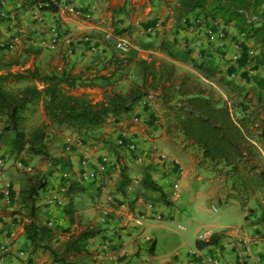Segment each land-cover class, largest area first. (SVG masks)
<instances>
[{"label": "crops", "instance_id": "0c3cea01", "mask_svg": "<svg viewBox=\"0 0 264 264\" xmlns=\"http://www.w3.org/2000/svg\"><path fill=\"white\" fill-rule=\"evenodd\" d=\"M23 1L0 0V9L6 12V16L0 18V43L9 41L18 31L26 33L23 36V43L19 45L13 47L0 45V66L4 68V72H16L35 66L44 73L67 71L81 80L87 79V83H94L93 88L100 87L102 82L107 83L108 86L103 91L109 89L110 92L122 78H125V70H116L114 64L109 63L115 51V40L122 37L128 38L132 46L124 54L115 51L120 59L137 57L173 62L163 53L138 46V43H152L157 46L162 39L172 42L176 50L192 49V62L187 63L186 70L179 73L196 74L205 82L207 81L193 69V62H200L209 56L216 61V56L212 53V44L217 45L215 43L217 32L214 31V36L209 37L202 31L198 33L193 24L181 21L177 23L174 16L179 0H50L58 6L56 13L43 12L35 7L24 8ZM71 6L75 12L69 11ZM87 14H90L89 19L84 17ZM159 22L162 24L155 28V24ZM50 26H56L63 35L72 36L75 47L73 55L68 56L63 47H60L59 51L50 57L46 53L48 51L38 47L36 37H42L45 29ZM209 26L214 30L216 27H222L217 21L214 24L210 23ZM149 28H154V31L149 33ZM120 30L125 32L116 35ZM85 36L89 37V43L82 41ZM25 48L40 49V52L25 53ZM173 63L179 65L178 62ZM240 72L242 73V70ZM235 74L236 72L232 75L234 81L238 78L234 77ZM132 79L138 81L134 72ZM243 81L246 86H250L245 79ZM210 84L214 86L211 82ZM239 85L243 86L241 83ZM138 110L139 107L136 106L131 113L117 118L111 117L100 132L107 141L112 140L111 143H114L117 133L111 125L115 120L120 123L128 120L131 124L129 131L135 136L142 151L146 152L148 146L154 143L163 153H170L180 160L184 173L179 180V189L174 191L172 185L165 179L158 180V184L171 202L170 206L164 205L157 201L158 192H144L142 189L140 181L143 169L134 158L126 157L117 161L107 147L89 146L88 138L83 140L86 143H75L70 153L62 154L70 158L72 169H77L78 163L84 157L89 159L88 165L92 169H95L102 157L107 156L112 160L106 164V173L74 200L77 222L72 226V232L78 233L88 224L97 226L102 231L87 242L89 255L72 253L65 256V261L68 264H202V257L211 254L218 256L223 264H257L256 261L264 252V222L254 223L255 212L248 216L246 210L242 209L235 199L227 198L229 179L217 174L208 162L202 159L201 152L183 141L179 133L174 131L167 133L163 123V127H157L155 123L153 125L152 116L140 118L142 124L133 123L132 118ZM163 122L165 124V121ZM121 167L126 168V175L131 181L124 195L116 190ZM12 175L11 170L5 171L4 168H0V187L2 181L11 178ZM56 175L51 173L50 178L53 182L48 185L47 191L42 193L41 200L38 199L37 205L38 207L42 205V212L52 211L53 207L47 206L45 202L47 195L63 185L61 179L56 180ZM205 185H208V188ZM200 192L206 194L205 201L208 207L216 210V206L220 204L227 208L221 215L207 223L192 225L191 214L201 197ZM109 193L112 194L108 196ZM149 202L155 204L153 209L147 207ZM232 205L239 211V220L235 223L225 216L226 210ZM157 213H162V221L155 219ZM2 215L0 242L9 236L13 240L12 251L15 252L19 248L26 250L35 264H62L55 262L46 252L31 253L30 245L23 233V224L26 220H21L13 213L12 207L3 211ZM50 215V213L45 215L46 220H50ZM181 220L193 226L191 228L196 236L195 242L208 241L212 235H220L218 244L202 249H197L196 246L193 249L190 247L185 249L183 236L172 228ZM60 221L65 227L66 220ZM78 223L85 225L74 232L78 228ZM179 229L183 227L179 226ZM200 230L204 233L199 236ZM59 235L64 242L69 236L64 233ZM241 240H247L248 244L241 245L239 242ZM5 264L22 263L13 253L5 259Z\"/></svg>", "mask_w": 264, "mask_h": 264}, {"label": "trees", "instance_id": "16d2710c", "mask_svg": "<svg viewBox=\"0 0 264 264\" xmlns=\"http://www.w3.org/2000/svg\"><path fill=\"white\" fill-rule=\"evenodd\" d=\"M23 6L36 7L43 12L58 11V6L50 0H24ZM194 14L201 15L206 23L217 19L226 25L233 23L243 42L238 44V60L234 63L230 61L229 74L242 70L247 76L251 75L248 80L245 78L250 83L248 88L233 84L228 76H220L218 65L211 57L193 62L192 67L204 80L215 83L223 90L224 96L203 86L194 75L179 73L173 62H192V49L176 50L174 44L166 39H162L157 46L152 43H138V46L163 53L173 62L137 57L120 59L114 51L109 63L120 71L132 66L138 81H134L125 93L111 90L98 103H93L87 95L71 92L81 79L67 71L44 73L37 66L8 71L0 75V115L5 117L2 133L12 134L10 157L20 158L24 163L28 157H40L60 172L71 170L69 157H56L48 152L46 123L31 129L25 127V113L38 101H41L44 116L51 124L85 136L100 130L110 117L131 113L146 97L155 94L163 106L166 132L179 133L183 141L201 152L202 159L217 174L226 176L230 181L227 198L235 199L248 216H252L255 210L247 208V205L258 191L264 192V0H179L174 19L179 23ZM124 32L120 30L116 35ZM249 42L256 45L255 49L248 46ZM251 48L255 53L249 56ZM24 52L38 54L40 49L25 48ZM20 84L24 86L18 87ZM93 85L88 83L85 86ZM228 88L233 89L235 94H230ZM114 151L116 155V147ZM115 157L117 161L121 159L118 155ZM151 171V166L143 167L142 189L144 192H158L157 201L170 206L171 202L153 179ZM126 172L125 167L120 168L116 190L122 195L131 183ZM61 179L66 185V192L59 220H66L65 227L61 224L50 227L37 219V201L40 193L46 192L48 187L43 174L30 177L27 185L19 189L14 201L24 211L26 221L23 233L31 253L49 252L55 262L68 264L65 261L68 254L89 255L87 242L102 230L88 224L78 233L72 232V226L77 222L74 200L77 195L85 193L94 181L82 184L72 175ZM261 209L259 216H254V223L264 222V207ZM59 233L69 236L62 250L56 252L50 243ZM219 240L220 235H212L208 241L197 240L195 246L202 249L217 245Z\"/></svg>", "mask_w": 264, "mask_h": 264}, {"label": "rangeland", "instance_id": "374dc122", "mask_svg": "<svg viewBox=\"0 0 264 264\" xmlns=\"http://www.w3.org/2000/svg\"><path fill=\"white\" fill-rule=\"evenodd\" d=\"M194 16H195V14H194ZM253 19H255V17L252 18V20ZM217 22H219L222 27H216L215 30L213 29L214 31L217 32V37H216V42H215V43H217V45L212 44V53H214L216 56L215 63L218 65V69L220 72L219 75L220 76H223V75L228 76V78L230 80H233L232 75L229 74L230 60L232 57L233 46L235 44H239V43L243 42L242 36L239 35V32L233 26V23H229L226 25L222 21H220L219 19H217ZM210 23H212V22H210ZM213 28H215V26ZM248 46L249 47L253 46L254 49L256 47V45L254 46V44L252 42H249ZM46 53L50 57H53L55 55V54H51L49 52H46ZM146 56L147 55H145V57ZM186 66H188V65L179 63V65L176 66L177 71L178 72L185 71ZM3 70H4V68H2L0 66V75H3V74L8 72V71L4 72ZM259 71H261V70H259ZM239 72L240 71L236 72V74L234 75V77L237 76L238 78H235L236 81L233 80V84L236 82L239 84L241 83V84H243V87L248 88V86H246L244 84L243 79L247 78V80H248L251 75L247 76V74L242 71V73L240 72L241 73L240 76H238L237 74ZM248 72H249V70H248ZM132 74H133L132 66L125 69V72H124L125 78H122V80H120L119 84H116V86H115L116 88L114 90L125 93L128 90V88L130 87V85L134 82L132 79ZM194 76L198 78V80L200 81L201 84H203V86L213 89L215 91V93L218 95L224 96L223 90H221L215 83H212L214 85V86H212L210 84V82H208V81L205 82V81L201 80L196 74H194ZM86 81H87V79L81 80L79 85L75 89L71 90V92L73 94H76V95H81V94L87 95L88 98L93 103L101 102L109 92V89H106L105 91H103L108 86L107 83L105 84L104 82H102V85H101L102 87L100 86V87H95V88H93V87L89 88L88 86H85L86 84H88ZM84 82H86V83H84ZM23 86H24V84L18 85V87H23ZM98 90H100V92H98ZM227 91L232 95L235 94L233 92V89H231V88H228ZM224 98H227V97H224ZM137 107H139V110H138V113L134 117H136L138 115L139 119L140 118L144 119V118H149L148 116H152V119H154L153 125L155 123V125L157 127H162L161 125L164 121L163 106L160 104V102L156 98L155 94H150L143 101H141L137 105ZM25 116H26L25 127L27 129H31V128H33V127H35L41 123L47 124V127H48L47 128V137H46L47 150L53 156H56V157L63 156L62 154H64V141L69 137L74 138L76 140L75 143H77V142L86 143V141L84 142L83 140H84V138H88L87 142L90 144L89 146H91V147L97 146L98 148L107 147L110 152L115 153L114 143H111L112 140H111V142L109 140L107 141L104 137V134L102 132H100V130H97L94 133H91V134H88L85 136H79V135L73 133L72 131H66L65 127L63 128L61 126L51 124L44 116L41 101H38L35 104L31 105L30 109L25 113ZM109 119H111V117ZM4 121H5V117L0 115V152L4 155H8L10 157L9 150H10V140L12 138V134L2 133ZM106 123L108 124V121ZM112 123H113V121H112ZM112 123L109 122L110 125ZM138 123H141V121L139 120ZM143 124H145V123L143 122ZM130 127H131V124L129 123L128 120H125V121L123 120L121 123L117 122L115 120L114 124L111 125V128L116 129L115 132L117 133V135H118V132L120 131V129L124 128L125 130L129 131ZM115 139L113 142H115ZM74 146H75V144H74ZM73 147H72V149H73ZM157 148H158V146H157ZM142 152H144V151H142ZM168 154H170V153H168ZM28 158L29 159L27 162L32 167V170L30 172H25L22 170L12 168L11 165L9 166V164H11L10 162H7L8 165L0 166V168H4L5 171L11 170V172H13V175L11 176V178L3 180L2 183L6 182V181L11 182L12 185L15 187V190H17V192H18L19 189H21V188L25 187V185H27L29 178L36 175V174H43L47 178V181L49 180V182H50V183L48 182V185L49 184L51 185V183L53 182L52 179L50 178L51 173L57 174L56 180L61 179L60 178L61 172L59 170H56V169H53L52 167H50V165L44 159H42L40 157H28ZM263 158H264V153H263ZM12 159H14V158L10 157L11 161H12ZM205 187L208 188V185H205ZM47 189H48V187H47ZM42 193H45V192H42ZM42 193H40V196H39L40 200H41ZM110 194H112V193H109L108 196H110ZM199 194L201 195V197L198 199V202L195 204V207L192 210V214H191L192 220H193L192 225H194V224L195 225H202L204 223H207L208 221H211L214 217L221 215L223 210L227 208V207H224L223 205L219 204L216 206V210H214L213 208L208 207L207 202L205 201V198L207 197L206 194L204 192H200ZM37 204H38V201H37ZM41 206L42 205H40L38 207V212H37V219L40 223H43V222L48 223L49 221H51L52 225L50 227H53L55 224H61V225L63 224L59 220L60 208H53V209H51L52 211L45 213V212H42ZM261 206L264 207V192L258 191L254 195L253 200L248 203L247 208L254 209L255 210V216H259V214L262 210ZM207 209H208V211H207ZM12 211H13V213H16V215L19 218H21V220L24 219V217H23L24 211H22L21 208L17 205V201H14V204L12 206ZM49 213L51 214L49 216L50 220H46L45 215H47ZM238 215H239V211L235 205H232V207H230L225 212L226 218L232 220V223H235L236 221L239 220ZM84 225H85L84 223H82L81 225H80V223H78V228H76L74 230V232H76L77 230L79 231L80 226L84 227ZM179 226L180 227L182 226L183 229H179ZM191 227H193V226H191V223H186L182 220L180 222H177L176 224H174V226L172 227L174 230H176L179 234H181L183 236V244L186 245L184 247L185 249H188L189 247L191 249L195 248L194 242H195L196 236H194L193 230ZM203 233H204V231L200 230L198 235L200 236ZM63 243H64V240L62 239V236L57 234L56 237H54L52 239L50 246L52 247V249L54 251L59 252L61 250ZM46 253H48V255L51 258L53 257L49 252H46ZM55 258H57V256H55Z\"/></svg>", "mask_w": 264, "mask_h": 264}, {"label": "built area", "instance_id": "2783aa9c", "mask_svg": "<svg viewBox=\"0 0 264 264\" xmlns=\"http://www.w3.org/2000/svg\"><path fill=\"white\" fill-rule=\"evenodd\" d=\"M36 8V7H35ZM39 10L38 8H36ZM94 10V8H92ZM70 12H75V9L73 6L69 9ZM91 13V12H89ZM6 16V12L4 9H0V18H4ZM85 19L90 18V14H87L84 16ZM181 23H190L193 24L198 30V33L202 31L204 34L213 37L214 31L212 27H210L202 18L201 15L193 16L189 19H182ZM161 23L155 24V28L160 27ZM154 31V28H149L148 32L152 33ZM26 33L23 31H18L17 34L13 35L9 41H3L0 43L2 47H13L15 45H19L23 43V36H25ZM38 42V47L43 48L46 51H48L51 54H56L60 47H63L65 54L68 56H71L74 54L75 47L73 45V39L72 36H69L67 34H62L59 29L56 26H50L47 29H45V34L42 37H36ZM82 41L89 43L90 39L89 37L85 36L83 37ZM132 46L131 41L128 38H117L114 43V50L124 53L128 51ZM92 47V46H91ZM90 47V49H91ZM93 49V48H92ZM255 51L253 48L249 50V56L254 55ZM240 56V48L238 44H235L233 46V52L231 61L232 63L236 62ZM139 117H133L132 122L138 123ZM76 140L72 137L67 138L64 141V153H70L72 147L74 146ZM114 145L116 147V152L121 159H124L126 157L134 158V160L142 166H151V174L153 176V179L158 181H162L165 179V181L169 182L172 185V188L174 191H177L179 189V180L183 176L184 169L181 164V162L176 158L173 157L171 154L163 153L161 152L156 145L153 143L150 144L148 150L146 152H142L141 147L139 143L137 142L135 136L125 130L120 129L118 132V135L115 139ZM114 157L116 156L115 153H113ZM67 157V156H66ZM116 159V157H115ZM26 160V159H25ZM112 159H109L107 156L102 157L101 161L98 163V165L95 167V169H92L89 167V159L87 157H84L80 163H78L79 167L77 169H72L70 171H61V177L63 179H66L68 176H73L76 180L81 182L82 184L95 182L97 181L100 176L104 173H106V164L111 161ZM28 161V160H26ZM7 162H10L9 166L11 165L12 168L22 170L25 172H30L32 170V167L29 165L28 162H25L18 158V159H12L10 160V157L8 155H4L0 152V166L8 165ZM72 164V163H71ZM65 192H66V185H62L58 187L56 190H53L52 192H49L46 198V205L53 208H61L65 204ZM17 190H15L14 186L11 182L6 181L1 184L0 187V227L3 222V215L2 212L6 209L10 208L14 204V199L17 197ZM149 209H153L155 207L154 203H149L147 205ZM155 219L157 221H162L163 216L162 213H157L155 215ZM49 226L52 225V222L49 221ZM9 236H6L3 238V240L0 242V264H5V259L9 257L11 254H15V256L18 258V260L22 264H35L28 254V252L24 249H16L15 252L12 251V245L13 240H11ZM241 245H247V240H241L239 241ZM202 264H223L222 260L215 255H205L201 259ZM257 264H264V252L263 256L260 257L257 261Z\"/></svg>", "mask_w": 264, "mask_h": 264}, {"label": "clouds", "instance_id": "9594fccd", "mask_svg": "<svg viewBox=\"0 0 264 264\" xmlns=\"http://www.w3.org/2000/svg\"><path fill=\"white\" fill-rule=\"evenodd\" d=\"M192 16H194V15H192ZM192 16L189 15V18H191ZM195 16H197V15H195ZM183 19H184V18H183ZM186 19H188V16L186 17ZM181 20H182V19H181ZM181 20H180V21H181ZM215 22H216V21H215ZM215 22H212V24H214ZM207 24L209 25L210 22H208ZM212 29H213V28H212ZM213 31H214V30H213ZM205 35H206V34H205ZM207 36H208V35H207ZM209 37H211V36H209ZM230 61H231V60H230ZM251 74H253V73H251ZM151 144H152V143H151ZM153 144H154V143H153ZM154 145H155V144H154ZM149 146H150V145H149ZM149 146H148V148H149ZM148 148H147V149H148ZM144 152H145V151H144ZM64 157H66V156H64ZM141 166H142V165H141ZM143 167H144V166H142V169H143ZM60 176H61V175H60ZM155 181H156V180H155ZM156 182L158 183V181H156ZM63 185H64V184H63ZM149 203H152V202H149ZM149 203H148V204H149ZM48 223H49V222H48ZM209 255H211V254H209Z\"/></svg>", "mask_w": 264, "mask_h": 264}]
</instances>
